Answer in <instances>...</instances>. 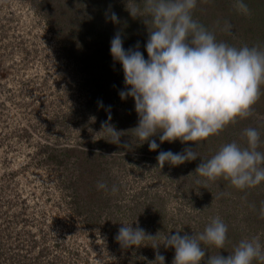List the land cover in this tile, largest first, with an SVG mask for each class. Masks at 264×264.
Returning a JSON list of instances; mask_svg holds the SVG:
<instances>
[{
	"label": "rangeland",
	"instance_id": "obj_1",
	"mask_svg": "<svg viewBox=\"0 0 264 264\" xmlns=\"http://www.w3.org/2000/svg\"><path fill=\"white\" fill-rule=\"evenodd\" d=\"M61 2L62 12L73 15L70 29L55 25L62 21L54 14L42 13V0H0V264H159L154 244L165 264H172L175 249L165 248L164 238L178 230L181 235L201 233L217 216L228 225V243L223 252L202 244L211 249L208 254L226 257L242 239L258 238L264 246V182L241 190L223 178L212 182L200 177L198 159L179 166L166 162L161 169L153 161L161 148L154 154L129 148L134 143L122 128L137 126L135 102L119 96L126 90L123 69L105 54L110 46L94 43L98 38L104 43L101 34L131 26L127 8L134 3ZM243 2L250 15L237 11L236 0H197L193 18L204 17L233 46L264 45V0ZM112 12L119 24L111 21ZM226 22L232 25L231 35L223 31ZM82 58L88 61L82 63ZM90 62L84 71L82 65ZM88 78L92 81L85 84ZM258 103L244 129L264 123ZM109 111L110 123L123 134L120 145L108 142L101 128ZM151 139L162 144L159 135ZM197 145L176 140L167 142L165 151L192 147L205 159L217 152L209 143L202 149L199 141ZM81 150L91 153L86 160L78 154ZM85 175L92 180L90 190ZM104 181L107 191L97 188ZM113 184L119 188L115 194ZM158 209L168 233L145 239L141 246L121 247L115 239L119 228L130 223L142 228V217Z\"/></svg>",
	"mask_w": 264,
	"mask_h": 264
},
{
	"label": "clouds",
	"instance_id": "obj_2",
	"mask_svg": "<svg viewBox=\"0 0 264 264\" xmlns=\"http://www.w3.org/2000/svg\"><path fill=\"white\" fill-rule=\"evenodd\" d=\"M196 7L197 0H144L142 9L127 8L133 18H143L147 25V59L139 50V42L125 49L119 31L110 42L111 56L122 65L126 86L119 96L122 100L134 99L138 125L132 129L138 140L148 142L150 151L160 148L151 139L157 135L161 143L179 140L196 145L197 141L218 135L238 118L250 117L253 106L264 95V49L218 41L213 31L193 18ZM235 8L242 14H251L243 0H236ZM110 19L115 24L120 22L115 12ZM223 31L231 35V23L226 22ZM110 121L109 111L101 128L110 137L108 142L120 145L122 131ZM243 135L247 147L235 141L226 143L211 158L201 159L195 172L206 181L229 180L241 190L264 182V152L258 151L260 132L249 127ZM197 157L196 150L186 147L177 153L160 151L156 159L162 169L166 162L179 166ZM97 188L108 190L105 182H98ZM118 191L113 184L111 193ZM260 215L264 218V208ZM154 238L132 223L123 224L115 237L123 248L141 246L145 239ZM227 243L228 225L219 216L212 218L201 233L181 235L178 230L163 242L165 248L175 249L172 264H202L207 252L202 244L225 249ZM151 246L157 249L154 261L165 264L159 244ZM254 260L264 264V246L258 238L242 239L226 257L220 252L209 255L205 264H253Z\"/></svg>",
	"mask_w": 264,
	"mask_h": 264
},
{
	"label": "trees",
	"instance_id": "obj_3",
	"mask_svg": "<svg viewBox=\"0 0 264 264\" xmlns=\"http://www.w3.org/2000/svg\"><path fill=\"white\" fill-rule=\"evenodd\" d=\"M59 1L61 0H42V4H40L41 6H44L43 7V11L42 13L44 15H53L55 17H57L56 20H61L62 22L59 24L58 22H56L55 25H57L58 27H60V29H62V27H71V25L69 26V23H71L72 19H73V15L69 12H62L63 9H61L63 7V3H59ZM68 1V0H66ZM72 2H74L75 0H71ZM124 2H129L130 4L134 3V6L135 7H139V8H143L141 6L142 4V1L141 0H124ZM122 4V3H121ZM55 5H58V6H55ZM133 5V4H132ZM60 8V9H59ZM98 9V8H97ZM105 12V9H102L100 8V13H104ZM69 13V14H68ZM129 13V12H128ZM194 13V12H193ZM196 13V12H195ZM126 15L128 16V14L126 13ZM194 16V15H193ZM196 18L195 20H197L199 23L203 24L207 29H209L210 31H213L214 34L216 35V38L218 41H224V42H229L228 39H220L221 36L217 34V32L215 30L212 29V27H210L208 25V20H205L204 17H194ZM129 19H133L134 22L133 24L130 26L126 25L124 28H125V31L124 32H121V35H122V39H123V46L125 49H128L130 47H134L136 45L137 42H139L140 44V48L139 50L144 54L145 58L147 59V52H146V49H145V44L147 42V39H148V29H147V25L144 23V20L143 18H140V17H137V18H133L130 13H129ZM49 22V20H48ZM107 24H104V26H106ZM209 26V27H208ZM149 27H151V25H149ZM132 29H135V33L132 32ZM147 29V31H146ZM56 31V30H55ZM57 33H61V30L59 31H56ZM116 33H113V34H105V35H102L101 34V38L104 40V43H102V40H100L99 38L97 39V41L94 43L96 45L97 48H103L104 46L108 47V46H111L110 42H111V39L114 37ZM88 37V36H86ZM62 38H64V36H62ZM93 39V37H92ZM261 39V38H260ZM259 39V40H260ZM92 42H94L93 40L91 41V43L89 45L92 44ZM106 42V43H105ZM247 44L246 45H250V46H258L262 49H264V45L260 43V41H257V43L255 42V44L251 45V42H246ZM93 45V46H95ZM237 47V46H236ZM106 50V49H104ZM105 54L107 55H111L110 53V50H106L105 51ZM88 59V58H86ZM86 59H83L82 58V63H84V61H86ZM91 61V59H89ZM88 61V60H87ZM86 61V62H87ZM85 62V63H86ZM81 63V65H82ZM90 64L91 62L88 64V65H82V69L85 71L87 70L88 68H90ZM112 65L115 66L116 68L118 67H121L119 62L118 61H113L112 62ZM110 66V67H113V66ZM92 81V78H88V79H85L84 80V83L87 84V82H91ZM264 90V89H262ZM102 99V98H101ZM258 109L261 110V112L263 111L264 112V95H261L260 99L258 100ZM263 118H264V115H263ZM120 125H123L122 122H120ZM262 123V126L261 125H258V122L257 124H252L251 127L252 128H262L263 131L261 132L260 134V137H261V140H263L264 138V123L263 122H260ZM135 124L138 125V122H136ZM250 124V121H249V117L248 118H245V119H237V122L235 124H229L223 131H221L218 135H212L210 137H208L207 139H204L202 141H199V145L201 147V145H205L207 147V143H209V146L210 147H214L215 151H218L220 149L221 146H223L224 144L226 143H230V142H237L238 144H240L242 147H247V142H246V137L243 135L244 133V127H246L247 125ZM119 125V124H118ZM122 131L124 132L125 135L127 136H130L131 137V141H133V143L135 144H132V146L134 148H132V146H130L129 148L130 149H136L137 151H141V152H149V153H156V151H150L148 150V146H141L140 143H143V141H140L138 140L135 135H134V130H132L131 126H129L127 129H123L122 128ZM139 141L138 145H137V142ZM166 142V143H165ZM163 142L160 146V150L162 151H165L167 150V141ZM211 142V143H210ZM129 143V142H128ZM131 143V142H130ZM148 143V142H147ZM142 145H145V142L142 144ZM202 149V147H201ZM260 149L263 150L264 152V144H261L260 146ZM175 150V148H174ZM83 154V155H80L82 157H84L83 159L86 160L88 156H90L91 153L89 152H85V151H79L78 154ZM79 157V155H78ZM198 163L201 162V159H204V160H207L201 156H199L198 158ZM153 161H157V160H153ZM79 162H81L79 160ZM81 166L83 165V163H80ZM86 164V163H85ZM86 178H84L83 182L85 181L87 184V186L85 187V189H88L90 190L91 189V181L92 180H88L87 179V175H85ZM105 182V181H104ZM93 183V182H92ZM106 183V182H105ZM84 187V186H83ZM80 191L79 193H82V187L79 188ZM139 207V206H138ZM140 209V207H139ZM160 209H158V211L155 210V212L153 211H150L149 214L145 215L144 217L142 218H145L146 219V222L144 224H141L142 225V228L148 232V234H151V235H155V236H161L162 234H167L168 232H164V229H165V225L166 223H162V219L164 218V213L163 211H159ZM153 215V217H151ZM150 218H153V220H155V223L151 224V220ZM172 231V230H171ZM146 232V233H147ZM173 232V231H172ZM170 248V247H169ZM211 251V249H209L207 251V254ZM221 252L224 251V249H221L220 250ZM211 255V254H208V256ZM258 263L257 261H253V264H256Z\"/></svg>",
	"mask_w": 264,
	"mask_h": 264
}]
</instances>
